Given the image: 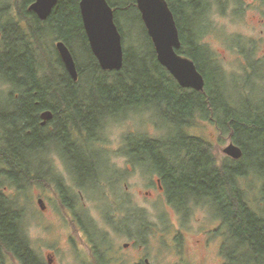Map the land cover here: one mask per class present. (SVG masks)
I'll use <instances>...</instances> for the list:
<instances>
[{"label": "trees", "instance_id": "obj_1", "mask_svg": "<svg viewBox=\"0 0 264 264\" xmlns=\"http://www.w3.org/2000/svg\"><path fill=\"white\" fill-rule=\"evenodd\" d=\"M33 1L17 0L16 14L9 6L0 9V257L10 256L18 264H45L31 248L24 211L14 201L16 197H8L5 185L20 192L27 185L50 183V171L43 170L44 158L55 151L76 185L87 190L82 173H90V160L97 170L105 156L102 149L90 146L103 143L105 125L119 120V113L126 109L129 113L156 111L167 127L161 140L126 139L122 153L131 167L154 174L166 202L181 217L200 205L210 209L220 222L223 264H264V108H242L238 101L249 96L248 89L233 86L236 81L230 88L207 49L185 40L188 27H181L179 17L184 23L204 0H166L180 34L177 52L191 60L203 77L201 92L179 87L157 62L135 0L126 2L124 9L107 0L123 47L122 68L114 72L101 70L89 48L79 0H58L45 21L28 11ZM124 15L140 32L130 46L125 45L127 38L119 20ZM58 41L72 54L76 82L57 54L53 43ZM86 87L93 90L88 92ZM233 88L240 89L238 101L230 93ZM44 111H50L52 119L41 126ZM198 119L227 134L242 157L218 163L209 142L185 132ZM71 149L79 150L76 158ZM28 157H36L40 168H32ZM53 181L62 205L73 209L74 195H68L59 179ZM113 204L122 214L120 228L127 233L136 229L137 243L145 244L144 236L154 233L145 224V213L129 211L124 197L118 196ZM81 221L78 224L92 251L93 264H127L122 259L115 263L106 236ZM107 224L113 226L109 219Z\"/></svg>", "mask_w": 264, "mask_h": 264}, {"label": "rangeland", "instance_id": "obj_2", "mask_svg": "<svg viewBox=\"0 0 264 264\" xmlns=\"http://www.w3.org/2000/svg\"><path fill=\"white\" fill-rule=\"evenodd\" d=\"M111 1L119 4V9H124V4L129 0ZM215 1L208 5H219L225 12L213 9L207 13V33L215 30L224 40H214L215 35L211 34L210 39L201 45L207 49L212 63L224 74L230 88L236 86L242 90L248 89L249 96L246 99L237 97L240 89H230L232 96L236 97L237 101L240 99L238 102L241 107L259 106L263 110L264 67L259 61L262 47L250 42L255 40L254 25L250 20L251 11L243 15L239 13L238 8L247 6L240 0ZM16 2L17 0H0V9L9 6L8 10L16 14ZM119 20L127 38L125 45H133L134 37L140 33L139 29L133 28L126 15ZM129 37L132 38L129 40ZM92 90L86 87V91ZM244 95L247 96V93L244 92ZM119 116V120H111L105 125L103 143L90 146L92 150L102 149L105 156L101 157V166H98L97 170L94 160H90V173L87 176L82 173L87 190L76 185L55 151L49 152L46 158L40 156L45 161L44 172L50 171V183L27 185L20 192L5 185L8 197H16L14 201L16 200L19 208L24 211L23 222L31 248L45 264H93L92 251L78 224V221L84 220L81 221L82 225L90 223L92 230L98 229L106 236L111 248L109 255L115 263L122 259L127 264H143V260L148 259L150 264H182L178 261L180 257L175 253L184 248L189 264H223L220 255L222 237L218 232L220 222L213 217L210 209L200 205L194 207L186 218L181 217L158 191L155 185L156 176L133 169L122 153L124 143L129 137L163 139L167 127L161 116L152 110L129 113L126 109L122 110ZM185 132L209 142L218 163L229 158L223 153L231 143L229 136L220 134L216 126L209 121L198 119ZM70 151L75 158L79 155L77 149ZM36 159L28 157L31 167L39 169ZM106 167L108 171H105ZM54 179L61 181L70 192L68 195L71 198L74 195L71 200L73 209L62 205ZM118 196L126 199L129 211L136 209L145 213V224L148 223L154 232L144 236L145 244L137 243L140 237L136 229L130 228L127 233L120 228L118 221L122 214L117 212L113 204ZM39 199L43 201L44 210L37 204ZM107 219L113 226L107 224ZM124 244H127V247H123ZM0 258V264H18L10 256L2 255Z\"/></svg>", "mask_w": 264, "mask_h": 264}, {"label": "water", "instance_id": "obj_3", "mask_svg": "<svg viewBox=\"0 0 264 264\" xmlns=\"http://www.w3.org/2000/svg\"><path fill=\"white\" fill-rule=\"evenodd\" d=\"M58 0H34L28 11L45 21L56 6ZM137 10L146 32L151 39L157 62L177 82L179 87L203 91L204 79L194 63L178 54L181 46L178 29L166 0H135ZM79 11L89 48L99 67L103 71H119L123 65V47L121 35L114 22L113 9L107 0H79ZM57 54L71 80L76 82L78 73L72 54L67 46L58 41L55 43ZM41 126L52 119L50 111L40 114ZM230 159L236 161L242 157L241 149L232 142L223 150ZM41 210L44 204L37 201ZM123 247H127L124 244ZM144 264H150L148 259Z\"/></svg>", "mask_w": 264, "mask_h": 264}, {"label": "flooded vegetation", "instance_id": "obj_4", "mask_svg": "<svg viewBox=\"0 0 264 264\" xmlns=\"http://www.w3.org/2000/svg\"><path fill=\"white\" fill-rule=\"evenodd\" d=\"M215 0H204L201 2L200 8L196 9L194 13L190 15L191 22L190 25H186L185 23L188 22L187 19L179 17V23H181L182 26L188 27V35L184 34L185 36H188L185 38L186 41L190 43H197V44H204L206 41L210 39V35L214 34L215 38L214 40L221 41L224 40L222 37H220L215 30L213 32L207 33V26L208 20H207V13H209L211 10L216 9L217 11H223L225 12V9H222L223 7H213L212 5L209 6L208 4H213ZM243 4H247V6H243L242 8H238L237 11L239 13H247V11H251L250 14V20L253 23V31H254V39L250 42L254 45L261 46V52L262 55L259 58V61L261 65L264 67V0H240ZM216 2V1H215ZM137 8V7H136ZM185 31V32H186ZM179 34V33H178ZM180 36V34H179ZM212 38V37H211ZM159 179H155V185L158 189V191L161 192V188L159 187ZM162 193V192H161ZM182 249V250H181ZM175 254L179 256L180 258L178 261L182 262V264H189V261L186 258V252L184 248H180ZM145 260V259H144ZM143 260V264H144Z\"/></svg>", "mask_w": 264, "mask_h": 264}]
</instances>
